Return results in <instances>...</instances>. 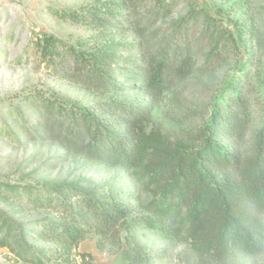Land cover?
<instances>
[{"label": "trees", "instance_id": "obj_1", "mask_svg": "<svg viewBox=\"0 0 264 264\" xmlns=\"http://www.w3.org/2000/svg\"><path fill=\"white\" fill-rule=\"evenodd\" d=\"M170 3L159 0L150 15L168 13ZM130 4L64 18L144 39L150 15ZM219 23L194 11L157 42L127 47L38 38L58 77L110 96L80 105L36 92L33 108L44 119L37 130L116 172L101 184L86 178L50 186L1 182L2 198L21 217L0 209V247L20 264H75L77 256L81 264H97L78 250L94 238L122 264H162L164 251L141 237L152 232L184 245L179 264H264V39L244 15L233 19V29L221 31ZM205 40L210 49L203 65L235 59L234 70L206 102L181 110V129L170 136L154 118V100L176 95L203 67L197 64ZM193 117L198 121L186 123Z\"/></svg>", "mask_w": 264, "mask_h": 264}, {"label": "rangeland", "instance_id": "obj_2", "mask_svg": "<svg viewBox=\"0 0 264 264\" xmlns=\"http://www.w3.org/2000/svg\"><path fill=\"white\" fill-rule=\"evenodd\" d=\"M167 1L171 2L168 13L150 15L159 0H135L131 4L130 0H0V183L50 186L63 180L86 178L101 184L112 179L116 172V168L99 164L72 149L64 139L37 130L44 119L33 108L32 95L36 92L55 93L80 105H92L110 96L58 77L38 49V38L52 35L71 45L85 40L84 46L91 49L111 44L127 47L140 41L155 43L169 35L182 18L194 11L205 10L212 19L220 22L221 31L233 29V19L242 15L249 17L259 38L264 39V0ZM127 4L137 7L144 17L150 15L144 39L137 34H122L64 18V14L72 11L106 7L119 11ZM202 45L198 67L204 64V56L210 49L207 40ZM234 66L235 59L215 68L203 65L177 87L176 95L168 93L154 100L155 120L162 124L167 134L176 135L182 126L178 120L181 110L206 102L215 88L233 72ZM197 121L193 117L186 123ZM0 209L21 217L18 207L8 203L1 194ZM141 237L153 250L164 251L162 264H179L183 244L168 242L152 232H145ZM38 245L51 246L49 243ZM78 250L93 253L97 264H105L113 257L100 251L94 238L83 241ZM0 264L20 263L7 248L0 247ZM75 264H81L80 256L76 257Z\"/></svg>", "mask_w": 264, "mask_h": 264}, {"label": "crops", "instance_id": "obj_3", "mask_svg": "<svg viewBox=\"0 0 264 264\" xmlns=\"http://www.w3.org/2000/svg\"><path fill=\"white\" fill-rule=\"evenodd\" d=\"M91 252V251H90ZM93 254V253H92ZM94 255V254H93ZM117 257V258H116ZM122 259L119 255H113L112 258L108 259L105 264H122Z\"/></svg>", "mask_w": 264, "mask_h": 264}]
</instances>
